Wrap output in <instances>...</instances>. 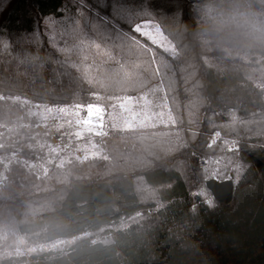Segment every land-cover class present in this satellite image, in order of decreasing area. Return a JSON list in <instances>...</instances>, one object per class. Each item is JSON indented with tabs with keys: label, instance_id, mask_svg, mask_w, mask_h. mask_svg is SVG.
<instances>
[{
	"label": "trees",
	"instance_id": "obj_1",
	"mask_svg": "<svg viewBox=\"0 0 264 264\" xmlns=\"http://www.w3.org/2000/svg\"><path fill=\"white\" fill-rule=\"evenodd\" d=\"M225 3L0 0V264H264V46H221L201 30ZM143 17L159 21L174 55L137 41L131 27ZM52 18L80 21L83 42L67 43L58 25L46 31ZM88 19L129 39L91 32ZM155 82L174 124L100 134L102 156L41 168V140L65 144L68 134L36 125L32 105L109 106ZM222 150L237 159L228 203L206 186L205 161ZM13 234L27 245L76 239L3 255Z\"/></svg>",
	"mask_w": 264,
	"mask_h": 264
},
{
	"label": "rangeland",
	"instance_id": "obj_2",
	"mask_svg": "<svg viewBox=\"0 0 264 264\" xmlns=\"http://www.w3.org/2000/svg\"><path fill=\"white\" fill-rule=\"evenodd\" d=\"M138 23L149 22L157 25L160 35L156 37L157 43L153 39L132 33L137 41L150 52L154 53L155 49L161 50L165 54L174 55L177 51L175 42L163 30L162 25L156 19L141 18ZM164 42V47L158 46L159 42ZM128 98V102L122 105V101ZM98 105V104H92ZM92 105L88 107L91 108ZM102 106V105H100ZM49 108H64L67 112L62 114L60 119H43L42 113L47 112ZM103 115H100L99 109L87 112L80 111L82 123L77 122L76 113L79 111L77 105L66 106H31L30 112L38 120L35 124L42 125L44 128H55L56 133L63 130L67 133L68 138L65 144L53 143L48 139H42L40 142L43 152V159L39 163L41 168L47 169L49 163L63 164L70 155L84 159L87 157H99L103 155V148L97 139L100 134H106L113 130H147L156 126H166L175 123V117L170 107L168 96L161 82H155L145 88L140 93L133 96H124L113 102L109 106H102ZM52 126V127H51ZM56 134V135H57ZM225 147L228 150L236 147L234 141H225ZM238 151V149H237ZM224 151L217 155H212L205 161L210 166L208 179L216 178L218 180L232 179L229 170L236 166L237 159H227ZM229 160V161H228ZM214 197L211 193L210 198ZM209 198V199H210ZM131 219H124L120 222L121 227H127ZM94 239H100L104 234H94ZM13 249L3 252V255H23L45 249L65 248L69 246L76 238L57 239L51 242L27 245L23 237L17 234L12 235Z\"/></svg>",
	"mask_w": 264,
	"mask_h": 264
},
{
	"label": "clouds",
	"instance_id": "obj_3",
	"mask_svg": "<svg viewBox=\"0 0 264 264\" xmlns=\"http://www.w3.org/2000/svg\"><path fill=\"white\" fill-rule=\"evenodd\" d=\"M201 30L221 46L237 41L264 46V9H255L252 0H226Z\"/></svg>",
	"mask_w": 264,
	"mask_h": 264
},
{
	"label": "snow or ice",
	"instance_id": "obj_4",
	"mask_svg": "<svg viewBox=\"0 0 264 264\" xmlns=\"http://www.w3.org/2000/svg\"><path fill=\"white\" fill-rule=\"evenodd\" d=\"M118 15H125L127 14L128 10L126 8H118L116 10ZM80 14V13H77ZM59 26V31L60 34L63 36V38L65 39V41L67 43H73L77 40H80L81 43L83 42V37L85 35L84 32V28H82L80 26V21L78 20H74L72 18H70L67 22H56V18H52L50 20L47 21V23L45 24V30L47 31L49 29V26ZM87 28L89 29V31L94 32L100 36H106L108 39H110L111 41H113L114 43H120L122 44L124 41L128 40L129 37L127 34H120L117 36H113L112 34H110L108 31H106L104 29V27L95 22L92 19H88V24H87ZM131 33H138L140 35L149 37L151 39H153V43H157V39L156 37H158L160 35V31L157 25L151 24L149 22H142V23H138V22H134L132 27H131ZM161 47H164V42L161 41L159 42V45ZM14 53L17 51V49L15 47L12 46L11 49ZM63 49H61L62 51ZM20 54L23 55L24 51L20 50ZM166 67V66H165ZM87 71V70H86ZM162 71H164L163 67H157V74L159 75ZM128 102V98H125L121 103L122 105ZM77 108L79 109L78 112L73 113V115H76L77 117V122L78 123H82V119L80 117L79 112H87L89 110L95 111L97 109H99V113L100 115H103V108L100 105H92L91 108H89L88 106H84V105H78ZM68 109H64V108H49L47 110V112L42 113V118L43 119H60L62 118V114L67 112ZM196 195H203L202 193H196ZM207 203L209 205H211V201H207Z\"/></svg>",
	"mask_w": 264,
	"mask_h": 264
},
{
	"label": "water",
	"instance_id": "obj_5",
	"mask_svg": "<svg viewBox=\"0 0 264 264\" xmlns=\"http://www.w3.org/2000/svg\"><path fill=\"white\" fill-rule=\"evenodd\" d=\"M206 186L211 191L215 199L222 202H230L234 196V180L225 179L218 180L216 178H211L206 180Z\"/></svg>",
	"mask_w": 264,
	"mask_h": 264
}]
</instances>
